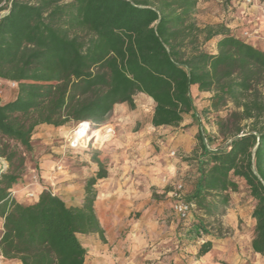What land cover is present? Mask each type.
<instances>
[{
  "label": "trees",
  "instance_id": "16d2710c",
  "mask_svg": "<svg viewBox=\"0 0 264 264\" xmlns=\"http://www.w3.org/2000/svg\"><path fill=\"white\" fill-rule=\"evenodd\" d=\"M199 0H0V79L16 83L14 101L0 105V252L5 264H86L80 237L105 231L96 212L99 170L85 184L81 207L50 190L35 202L9 197L34 152L41 127L103 126L117 105L135 107L143 94L155 104L151 124L178 128L196 112L193 91L210 93V109L238 110L217 125L226 145L197 136L186 203L194 209L180 227L201 239L197 258L211 252L206 218L226 215L244 187L253 203L252 250L264 260V48L230 33L225 24L200 28ZM264 6V3L262 2ZM216 39L215 54L199 47ZM100 129V139L102 131ZM197 211L201 214H197ZM181 231V229H179ZM219 233L221 230H218ZM220 235V234H219Z\"/></svg>",
  "mask_w": 264,
  "mask_h": 264
},
{
  "label": "crops",
  "instance_id": "0c3cea01",
  "mask_svg": "<svg viewBox=\"0 0 264 264\" xmlns=\"http://www.w3.org/2000/svg\"><path fill=\"white\" fill-rule=\"evenodd\" d=\"M201 3H203L202 9L206 14L205 19H209L214 23L225 24L230 33L240 36L242 33L239 30L250 24L253 29L258 30V35L252 39L259 44L254 45L264 48V23L259 21L264 18L263 6L248 7L238 0H232V6H229L227 11L223 10L221 14L219 9L222 7L218 5V3H221L220 0H199L198 7ZM239 9L241 10L240 17L236 15ZM215 13H218V15H215ZM17 95L18 90L11 86V82L0 79V105L14 101ZM187 125H190L189 117L185 119L180 127H186ZM164 128L177 129L173 127H161L160 129ZM43 129L44 126L40 130ZM36 136H39V134L35 135L33 139H36ZM53 142L58 141L54 140ZM69 149L64 146L53 147L52 153L62 151L63 154L66 152L72 154L74 149ZM185 151L188 152V149H185ZM167 157L169 158L163 160L165 165L161 170L168 175V182L165 183L154 178L150 183L148 180L147 189L142 194L136 193L134 189L125 186L129 180L128 172L121 171V168L117 165L114 166L113 160L108 162L107 167L104 166L107 176L100 179L95 186L97 191L95 208L101 226L105 231L104 240L98 235L82 236L90 246V248L85 247L88 252L86 264H126V251L130 254L129 264H248L251 259L252 264H263V258L252 250L253 231L249 240L244 239L240 232L239 225L243 210L239 206H233L221 218L223 227L229 228L232 235L226 238L209 235L207 240L213 242V248L204 257H196L202 244L201 239H198V241L193 239L191 245L187 247L179 245V242L182 241L180 237L183 235L179 231L180 221L172 211V192L180 182L174 184L173 181L174 177L176 179L189 166L182 162L179 163V159L171 157L170 154ZM98 158L104 165L101 157ZM57 163L58 160L54 155H47L46 167H44L46 171H43L42 165L40 166L41 172L37 168L27 166L26 172L15 183L14 187L26 188L32 176L38 173L41 179H47L46 183L54 195L61 197L66 203L70 202L69 206L81 207L84 203L87 179L80 184L73 179L74 176L69 172H66L68 175L65 174L64 177L60 178L55 169ZM96 164H93V167L97 173L99 168ZM5 166L6 164L0 160V175ZM168 185H172L173 188H168ZM74 186L77 189V198H66L65 195L68 193L66 191ZM150 187L158 189L151 192ZM34 191L36 192V189ZM39 193L37 192V195ZM24 197V193H20L16 199L20 203H25ZM162 199H165V201ZM135 212L140 214L139 220L131 223L129 218ZM249 218L254 229L255 221L252 219L251 214ZM3 223V219H0V239L3 234ZM128 228L129 230L126 231ZM188 239L190 238L188 237Z\"/></svg>",
  "mask_w": 264,
  "mask_h": 264
},
{
  "label": "rangeland",
  "instance_id": "374dc122",
  "mask_svg": "<svg viewBox=\"0 0 264 264\" xmlns=\"http://www.w3.org/2000/svg\"><path fill=\"white\" fill-rule=\"evenodd\" d=\"M231 1L232 0H220L221 3H218V5L222 7L219 9L221 14L223 10L227 11L228 7L232 6ZM238 1L242 3L244 2V0ZM262 2L264 3V0H258L260 6H263ZM202 5L203 3L200 4L194 13V22L202 29L220 25V23H214L209 19H205L206 14L202 9ZM240 12V9L237 10L236 15L239 16ZM7 13L8 10L0 11V18ZM215 15H218V13H215ZM259 21L264 23V18H261ZM253 30L254 29L249 24L246 28L240 29L239 31L242 33L244 31ZM204 39L205 34H200L199 47L206 52L215 54L217 52L216 39L209 41H205ZM247 40L253 45L259 44L252 38ZM193 97L197 110L189 116L190 125H187L186 127L181 126L177 129H155L152 126L151 120L155 104L152 99L143 94H138L135 97L134 108H131L126 104L117 105L108 117L106 123L100 128L91 130L89 123H70L61 129L44 126L42 131H38L39 136H36V139H34V152L29 156L23 174L26 172L27 166L37 168L38 171H40V166L42 165L43 171H46L44 168L46 167V156L54 155L58 160L55 169L56 173L59 174V177L62 178L65 174L68 175L66 172H69L74 176L73 179L76 182L78 181V183L82 184L86 179H90L96 173L93 167V164H96V162L93 158L97 156V158L101 157L104 166L107 167L108 162L113 160L114 166H119L121 171H127L129 180L125 186L134 189L136 193L142 194L145 192V189H147L148 180L150 183L154 178L160 179L165 183L168 182L169 177L161 170V168L165 165V162H163L164 158H169L167 155H171L172 152H175L176 155H171V157L179 159V163L182 162L189 166V168L181 175H178L176 179L174 177L173 181L174 184L180 182V184L183 185L184 196L186 197L191 187V181L195 178L193 165L187 160L194 157L195 149L198 145L197 136L199 132H203L206 138V143L211 148L226 145V139L219 134V127L217 125L218 119L220 117L226 118L231 112L238 110L231 102L222 107L219 111L211 110L210 93H201L198 90H194ZM102 128L105 129L102 131L100 139L99 134L100 129ZM72 135L76 140H79L84 136H87V138L80 148L74 149L72 154H69L68 152L63 154L61 153L62 151L60 153H52L53 147L59 148L64 146L66 149H69L66 138ZM54 140H57L58 142H53ZM71 149L73 148H70L69 150ZM185 149H188V152L185 151ZM57 166H60L61 170H58ZM46 182V178L41 179L39 176L40 186L35 188L36 194L37 192L46 189L51 191ZM167 187L171 189L173 188L172 185H168ZM150 188L151 192L158 189L156 187ZM245 190L246 189L243 187L241 193L232 195V207L239 206L242 208L243 213L242 218L240 219L239 228L244 239L249 240L251 232L253 231V224L249 218V215L253 210V203L249 199H246ZM66 192H68L66 193L67 195H65L66 198H77L76 186L68 188ZM24 198L26 201L22 204H31L36 200H30L26 197ZM162 200L165 201V199ZM67 204L70 205V202H67ZM172 211L175 214L173 209ZM197 214L201 213L197 211ZM139 216L140 214L135 212L134 215L129 218L130 222L132 223L133 221L139 220ZM176 217L180 221V218L177 215ZM206 221L210 225L209 230L216 234L217 237L226 238L232 235V231L229 228L223 227L221 218L216 220L206 218ZM180 225L179 229H181V231H179L183 236L180 237V240L182 241L179 242V245L181 247H187L188 245H191L193 238L188 239L189 235L185 234L184 230H182L185 227L181 228ZM128 230L129 228L126 229V231ZM218 230H221V232L219 233ZM80 239L85 247L90 248L89 243L84 237L81 236ZM194 240L198 241L196 239ZM129 255L130 254L126 251V264H129L130 262ZM248 264H252V259L248 261Z\"/></svg>",
  "mask_w": 264,
  "mask_h": 264
},
{
  "label": "built area",
  "instance_id": "2783aa9c",
  "mask_svg": "<svg viewBox=\"0 0 264 264\" xmlns=\"http://www.w3.org/2000/svg\"><path fill=\"white\" fill-rule=\"evenodd\" d=\"M243 3L245 5H247V6H253L255 4L259 5L258 0H244ZM257 35H258V30L257 29H254L253 31H244V32H242V34H240V36L243 37V38H245L246 40L247 39H250V38H253L254 36H257ZM11 86L13 88H17V84L16 83H11ZM89 127H90V125H89ZM78 129H79V127H78ZM90 129H91V127H90ZM86 138H87V136H84V137L80 138L79 140H76L74 138V136L72 135V136L66 138V142H67V145L69 146V148L75 149V148H80L84 144ZM171 155L172 156H175L176 153L175 152H172ZM0 160L3 161L6 164V166L1 171L2 173H4L6 171V169H7V163L1 157H0ZM57 169L58 170H61V167L60 166H57ZM38 186H40L39 176H38V174L35 173L32 176V179L30 180V183H29L28 186H26V188L13 187L9 191V197L10 198H16L20 193H24V196L27 199H30V200L37 199L38 195L35 193L34 189L36 187H38ZM183 189H184L183 188V185L179 183L174 188V190L172 192L173 210H174L175 214L180 219L188 220L190 218L191 214H192V211L194 209V206L186 203L185 196H184V190ZM0 264H4L3 257L1 255H0Z\"/></svg>",
  "mask_w": 264,
  "mask_h": 264
}]
</instances>
